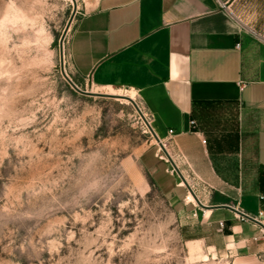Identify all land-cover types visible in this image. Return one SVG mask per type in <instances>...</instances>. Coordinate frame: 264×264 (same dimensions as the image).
<instances>
[{"label": "rangeland", "instance_id": "1", "mask_svg": "<svg viewBox=\"0 0 264 264\" xmlns=\"http://www.w3.org/2000/svg\"><path fill=\"white\" fill-rule=\"evenodd\" d=\"M73 10L0 0V264H230L204 215L171 205L155 174L170 160L134 105L63 76Z\"/></svg>", "mask_w": 264, "mask_h": 264}, {"label": "crops", "instance_id": "2", "mask_svg": "<svg viewBox=\"0 0 264 264\" xmlns=\"http://www.w3.org/2000/svg\"><path fill=\"white\" fill-rule=\"evenodd\" d=\"M78 3L67 41L70 76L104 92L136 90L208 206L189 198L160 147L155 156L165 165L155 174L175 211L204 215L230 264H264V228L223 207L264 220V0Z\"/></svg>", "mask_w": 264, "mask_h": 264}, {"label": "water", "instance_id": "3", "mask_svg": "<svg viewBox=\"0 0 264 264\" xmlns=\"http://www.w3.org/2000/svg\"><path fill=\"white\" fill-rule=\"evenodd\" d=\"M74 3V10L73 13L71 15V18L68 22V25L65 29V32L61 38V71L63 76L65 77V79L68 81V83L78 92L82 93V94H86V95H91V96H99V97H109V98H117V99H125L130 101L134 107L137 109V111L139 112L140 116L147 122L148 127L150 129V131L152 132L153 136L155 137V139L159 142L160 146L162 147V149L164 150V152L166 153L167 157L169 158L171 164L173 165L174 169L177 171V173L179 174V176L182 178L183 182L187 185V187L189 188L190 192L192 193V195L194 196V198L196 199V201L199 203L200 206L202 207H208L205 206V204H203L201 202V200L199 199L198 195L196 194L195 190L192 188V186L189 184L187 178L184 176V174L182 173V171L180 170L178 164L176 163V161L174 160V158L172 157V155L169 153V151L167 150L165 144L163 143V141L161 140V138L158 136V134L155 132V130L153 129L152 124L147 120L144 112L142 111L141 107L139 106V104L136 102V100H134L133 98L127 96L126 94L122 95H117V94H112V93H108V92H98V91H89V90H85L80 88L75 82L74 80L69 76V74L66 71V66H65V60H64V40L67 36V33L72 25V22L78 12V0H73ZM212 207H218V206H212ZM223 207H227L239 214H241L242 216L249 218L250 220L258 223L259 225H261L264 228V223L259 220L258 218L251 216L249 214H247L246 212H243L237 208H235L234 206H231L229 204H225L223 205Z\"/></svg>", "mask_w": 264, "mask_h": 264}, {"label": "bare ground", "instance_id": "4", "mask_svg": "<svg viewBox=\"0 0 264 264\" xmlns=\"http://www.w3.org/2000/svg\"><path fill=\"white\" fill-rule=\"evenodd\" d=\"M133 91H135V96L133 95V93H131V92H127V93H123V94H117V95H124V94H126L127 96H129V97H131V98H133L134 100H135V98L137 97V92H136V90H134V89H132ZM109 93H111V92H109ZM112 94H115V93H112ZM135 97V98H134ZM137 102V101H136ZM181 183H183V182H181ZM189 198L191 199V200H195V198H193V196L192 195H190L189 196ZM195 202V201H194Z\"/></svg>", "mask_w": 264, "mask_h": 264}, {"label": "built area", "instance_id": "5", "mask_svg": "<svg viewBox=\"0 0 264 264\" xmlns=\"http://www.w3.org/2000/svg\"><path fill=\"white\" fill-rule=\"evenodd\" d=\"M145 113V112H144ZM145 115H147V117H149V119L151 120V118H150V116H149V114L146 112V114ZM193 125H195V121H192L191 122ZM173 131L171 130V133H172ZM203 142H205L206 143V139H204L203 140ZM164 143V142H163ZM163 157H165V156H163ZM172 171L174 172V171H176L175 169H174V167H173V169H172ZM262 198L264 199V195L262 196ZM259 220H261L263 223H264V220H263V218H260V217H257ZM221 224L223 225V222H221Z\"/></svg>", "mask_w": 264, "mask_h": 264}, {"label": "trees", "instance_id": "6", "mask_svg": "<svg viewBox=\"0 0 264 264\" xmlns=\"http://www.w3.org/2000/svg\"><path fill=\"white\" fill-rule=\"evenodd\" d=\"M215 195H218V196H220V198L222 199V200H224L225 202H229V198H227L226 196H221L220 194H218V193H215ZM214 195V198H215V200H216V196Z\"/></svg>", "mask_w": 264, "mask_h": 264}]
</instances>
